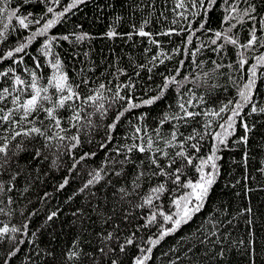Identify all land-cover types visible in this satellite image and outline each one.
<instances>
[{
    "label": "snow or ice",
    "instance_id": "1",
    "mask_svg": "<svg viewBox=\"0 0 264 264\" xmlns=\"http://www.w3.org/2000/svg\"><path fill=\"white\" fill-rule=\"evenodd\" d=\"M90 2L97 19L111 16L100 38L147 40L142 60L127 55L125 63L113 51L98 63L96 37L81 25L52 34ZM218 6L221 0H0V264H234L236 257L264 264L250 203L235 208L215 198L224 180L223 188L249 199L256 174L264 177V104L256 102L264 52L250 56L264 49V0H222L220 28L212 29ZM125 12L130 30L119 32ZM163 37L180 42L168 51ZM62 42L78 68L56 51ZM205 51L214 56L200 59ZM221 77L236 96L217 102L218 90L227 91ZM255 135L261 140L253 144ZM237 149L240 160L230 163L243 169L239 178L222 164ZM98 152L103 158L92 166ZM52 172L64 175L48 191ZM74 176L82 183L64 200L68 211L49 208ZM62 215L71 217L73 238L56 244L53 225ZM241 219L248 229L238 237Z\"/></svg>",
    "mask_w": 264,
    "mask_h": 264
},
{
    "label": "trees",
    "instance_id": "2",
    "mask_svg": "<svg viewBox=\"0 0 264 264\" xmlns=\"http://www.w3.org/2000/svg\"><path fill=\"white\" fill-rule=\"evenodd\" d=\"M69 2V0H62V6L66 5ZM100 2H103V0H100ZM13 3H15V0H13ZM31 10V9H29ZM59 10V9H58ZM159 10V9H158ZM111 12V10H107ZM74 13V14H73ZM73 13H69L65 19L64 22L57 25L53 30L52 34H65L69 31H72L76 25H81L83 31L91 33L93 36L96 37V39L91 41V48H92V57L99 63L106 57H111L113 51L117 55H122L125 58V63H127V55H131L134 58L138 60L143 59V50L145 47L148 46L147 40H142L139 37H135V46H133V42L129 41L127 43L124 42L123 39L117 38L115 40H108L106 38H100L101 34L107 30V25L111 22V16L105 19H97V16L99 15L97 8L95 7L94 3L90 2L86 7L81 6V9L79 11L73 10ZM120 13V9H117V13ZM124 19L121 24L118 25L117 30L119 32H126L129 31V24L132 22V18L128 16V14L125 12L123 13ZM224 11L222 7V0H221V6H218L212 13L211 18L208 22V27L212 29H218L220 28L221 20L223 18ZM171 19V16H170ZM142 21V17L136 16L135 22L140 23ZM248 25L244 26V31L241 32L242 37L247 36V29ZM159 25L156 24H150L147 28L149 31H155L158 30ZM28 33L25 32L24 35H27ZM163 41V46L166 50L171 51L172 47H175L176 44L180 42L179 37H172L171 42H169V38L163 37L160 38ZM206 36H201V40H206ZM62 47L57 48L56 51H58L64 58L65 63L69 65L71 68L72 65H75V67H79L80 65L77 64L72 59V47L67 42H62ZM39 47V41L35 42L33 46L30 48V51L32 54H35L36 48ZM87 47V45H85ZM155 51V49H153ZM232 49H229V52H231ZM261 52H264V49L257 48L255 53H251L250 56L258 55ZM210 56H214L213 53L205 51L204 54L200 57V59L207 61ZM180 56H176L175 60L180 59ZM233 60L235 59L234 56L231 57ZM79 59H83V57H79ZM250 62H254V60H250ZM169 67L174 66V61L167 62ZM212 67L211 64L206 65V69ZM163 70V66H161V71ZM47 69H45V73H47ZM185 71H188L186 69ZM225 72L228 71V69H224ZM71 75H75L74 72H70ZM232 75L234 77H239L241 73L239 72H233ZM220 84L227 88V91L225 92L223 88L218 90V93L216 94V100L217 102L223 100L227 101L228 99H232L236 96V89L233 87L230 83H228L226 77L220 78ZM259 85V92L260 94L256 97V102L259 104H264V83H261L258 81ZM199 92L203 93L204 89H199ZM160 110V106H156L152 109V115H156V113ZM249 121L253 119V117L247 118ZM261 134H264V128L260 130ZM242 133V129H240L237 133V136H239ZM97 140L100 139V136L96 137ZM261 140V135H255L252 138V143L256 144ZM224 160L222 161V164L224 165V168L228 172H232L233 176L235 178H239L241 175L243 169L231 165L230 161L232 157H235L237 161L240 160V157L242 155L241 151L238 149L233 152H225L224 154ZM103 158V152H98V156L95 161L91 162L92 166H96L99 164L100 160ZM260 160V156H255L253 161V166H255ZM233 168H235V171L233 172ZM64 173L60 172H52L50 174L51 177H54L55 179H49L48 183L46 185L45 190L52 191L54 185L62 179V176ZM257 175V182H253L251 187L254 189H257V191H254L250 194L249 199L235 196V191H239L240 189L237 188L235 190L223 188V185L225 183L224 180L220 181V186H218L215 190V198L222 200V201H231L233 204V207L239 208L243 205H247L250 203L251 207L254 209L255 215L253 216V220L255 221L254 228H255V237L257 244H264V191L258 190L261 187H264V177H260L259 174ZM86 174L84 175L83 179H86ZM82 183L81 177H73L70 185L66 188L65 191L58 193L56 195V198L53 199L50 204L48 205L49 208L54 207L57 204H60L65 212L68 211V205L64 204V200L67 198V196L71 195L74 190H76ZM82 203V197H77L75 201L72 202L71 207L74 209L76 207H79ZM38 207H42L40 205H37ZM43 213L41 214V218L36 221V224L39 225V223L42 222ZM71 219L70 216H64L62 215L59 221H56V223L53 225V229L55 234L57 235V240L54 241L56 244H62V243H70L73 236L72 231L69 230L67 227L69 220ZM61 221H63V225H61ZM248 226L244 223V220H240V227L236 232V235L238 237H243L246 235ZM188 229L186 228L185 231ZM49 231H52L50 229ZM47 239V237H45ZM173 241L171 238L169 239L168 243H172ZM234 264H240V257H236L234 260Z\"/></svg>",
    "mask_w": 264,
    "mask_h": 264
}]
</instances>
